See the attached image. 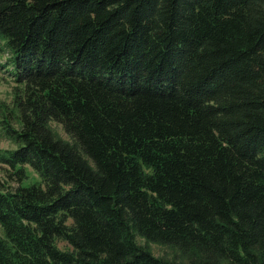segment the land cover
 <instances>
[{
  "label": "trees",
  "instance_id": "16d2710c",
  "mask_svg": "<svg viewBox=\"0 0 264 264\" xmlns=\"http://www.w3.org/2000/svg\"><path fill=\"white\" fill-rule=\"evenodd\" d=\"M0 47V264H264V0H0Z\"/></svg>",
  "mask_w": 264,
  "mask_h": 264
},
{
  "label": "rangeland",
  "instance_id": "374dc122",
  "mask_svg": "<svg viewBox=\"0 0 264 264\" xmlns=\"http://www.w3.org/2000/svg\"><path fill=\"white\" fill-rule=\"evenodd\" d=\"M8 55L9 54L5 51V49L3 47H0V103L7 107V111H10L13 109L14 93L19 87H22V85H19L14 81L15 70L14 66L7 58ZM7 118L8 114L0 110V149H12L16 146L8 137L7 128L5 127L6 123L4 122L5 120H7ZM12 125L14 127H18L16 121H12ZM50 125L52 131L58 138L72 143V139L62 129L60 124L51 121ZM2 169L4 168L0 165L1 176H3L4 172ZM26 169L28 172V178L26 180V183L33 182L39 179L38 175H36L29 166H27ZM135 240L140 246L149 250L155 256L170 261L173 260L185 263L184 257H182L181 253L175 247L146 240L144 237L138 235L137 233H135Z\"/></svg>",
  "mask_w": 264,
  "mask_h": 264
}]
</instances>
